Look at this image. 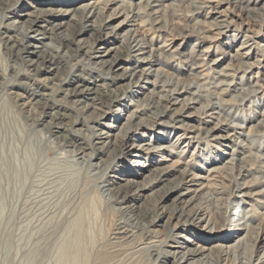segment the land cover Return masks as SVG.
I'll return each mask as SVG.
<instances>
[{
  "label": "rangeland",
  "instance_id": "rangeland-1",
  "mask_svg": "<svg viewBox=\"0 0 264 264\" xmlns=\"http://www.w3.org/2000/svg\"><path fill=\"white\" fill-rule=\"evenodd\" d=\"M55 1L58 2L54 3ZM89 1L91 0H54L53 3L49 4L39 0H19L12 9V14L10 11L8 12L11 20L9 18L3 19L0 15V264H29L27 257L32 249L37 254L34 264H56L59 254L57 239L52 238L50 241H43L41 236H48L50 225L59 221V218L61 220L68 214L72 217L76 215L77 201H80L83 196V200L89 201L90 204L86 221L89 252L86 258L77 261L75 264H137V261L139 264H155L156 257L151 251L138 250V248L143 247L141 244L146 241L148 236L145 231L141 233L140 227H134L131 220L136 216V211H142L145 206L155 205L158 207L159 201L161 202L159 203L160 211H169L178 205L174 199L175 195L165 199L162 203L160 199L162 191L159 192L161 190L159 183L149 187L150 189L142 190L139 193V198L129 201L130 207L127 209L117 210L108 204V196L105 192L98 191L96 186L105 172L111 184L116 188H121L124 192L136 190V186H128V179L137 180L140 183L138 185L147 183L148 178L139 174L134 165L133 161L137 158L130 155L126 156V154L123 155V158L116 159L108 170L99 172L84 190L82 187L85 186L86 181L84 182L83 174L81 176L79 174V166L77 167L72 161L71 152L58 145L52 128L44 127L50 118L46 116L44 122L42 121L43 125H41L42 123L30 124L26 115L29 114V111L32 112V107L23 108L16 105L18 100V98L17 100L14 99L16 93L28 96L29 91L27 90L30 89L23 83L25 80L23 76L14 77L12 81L4 78L14 72L11 67L13 60L6 52L3 38L5 33L14 34L6 27L8 22L16 20L25 23L24 20L31 18L30 14H38L36 9L46 10L61 7L74 9ZM128 1L134 5L136 10H140V16L132 17L130 15L131 18L128 19L131 20L127 24L124 23L115 27L114 29L118 34L110 37L109 43L103 45L102 50L118 47L121 49L119 55H124L126 45L122 43V40L132 32L130 30H136L142 38H145L144 40H147L148 45H151L150 50L155 48L154 53L157 57L171 58L165 60L164 64L156 65L153 68L165 70L164 75L158 78L160 82L157 90L160 93H167V91H161V86L169 84V79L174 77L175 79L172 81H176V85L168 87V89L175 87L182 89L190 86V82L193 86L192 91L198 93L196 96L200 101L193 99L192 102L191 100L189 102V112L197 114L193 119L187 118L189 125L195 126L192 133L196 135L197 133L194 132L199 127L210 128L220 122L227 128V131L220 133L233 134L236 139L244 144H236L233 141L230 147H225L208 138H193L189 145L184 142L185 140L176 141L179 134L183 133L184 130L170 126H158L152 130H147L146 135L140 137L141 140L133 142V144H145L149 140L154 141L158 138L161 143L169 141L175 147L171 152L153 151L151 154L145 153L141 160L146 161L148 165L152 164V168L163 167L171 163L172 159L178 158V154L183 152L181 157L183 160L185 159V162L190 163L191 172L206 178L208 177L207 168L209 170L213 166L226 167L221 170L223 172L216 173L215 178L211 180L212 183L217 181L215 184L221 185V182L227 181L224 178L230 179L238 173L239 166L234 165L235 168L231 170L228 168L230 164H227V160L232 156L231 153L234 152L236 156H245V161H242L245 163V177L243 179L250 180L255 179L258 175H264V157L259 156H264V120L258 124L261 119H264V0H240L238 4L229 0H203L205 3H202L203 1L197 3L198 0H160L159 3L165 6V10L160 12V18L166 25L165 31L161 34L150 30L151 16L148 14L144 1ZM1 4L2 0H0V6ZM118 5L119 3L113 5L116 10L110 8L106 11V15L112 14L113 10L117 13L113 23L115 25H118L128 15L124 14L126 12L121 10ZM246 6L250 9L249 12L244 9ZM213 7H216L217 11L212 10ZM45 13L42 12L44 15L40 25L37 26L39 29H42L41 25L48 26L50 24L48 27H51L52 24L60 23L62 19H65L66 22L72 21L68 15L64 17L49 16ZM214 21L225 22L226 26L220 31L216 30L215 27H211V25L215 26ZM51 41L46 40V42ZM245 42L247 44H244ZM244 45L248 47L245 49L242 47ZM239 51L243 53L249 51V54L243 57L242 62H236L231 58ZM113 55H116L115 50L109 58H112ZM98 56L102 57L93 58L92 61L95 63L91 62L90 66H96V63L107 55L102 52ZM216 60L217 63H214ZM136 66L139 69L142 68L139 63ZM227 67H233L232 74H219L224 68L225 71H230V69L226 70ZM65 72V68L62 66L57 71L42 73L39 84L43 85L39 89L42 90L47 85H52L57 80L56 76H61ZM13 75L15 74L13 73ZM153 79L154 76L151 77V80ZM142 85H145V88L138 90L140 92L138 95L141 98L150 95L151 90L154 89L150 83H145V80ZM36 86L38 85H34V87ZM163 88L167 89V86ZM128 96L130 97L125 100L123 106L109 113L110 119H106L105 123H112L119 128L125 126L126 117L137 108V105L134 104L138 103L136 101L138 97L133 96V94H128ZM212 102L217 103V113L215 116L206 119L201 109ZM92 111L89 113L92 114ZM70 112L72 116L75 113ZM144 115H146L145 112ZM99 128L106 129L104 126H99ZM243 149L244 155L240 154ZM104 159L103 164L107 165L109 160L105 156ZM44 161L50 162L51 167L42 165L40 167ZM31 170L32 174L30 173ZM148 173L147 171L145 174ZM177 175L178 172L175 171L171 179ZM262 184L260 183V186L264 187V182ZM77 189H79L78 193L83 191L78 199ZM222 195L220 196L223 197ZM220 196L218 195V198H221ZM225 196L227 197V194ZM247 202L249 203L240 202L239 205L243 213L252 216L250 221L254 227L253 235L255 237L249 238L248 247H246L243 255L245 257H248L252 252L264 250V218H261L263 215L260 217V214L264 212V203L260 204L254 200ZM204 206L207 215L214 214L212 207H208L207 204ZM167 214L170 215V212ZM254 215H256V219L253 217ZM165 218L161 220L163 222L150 226L151 236L156 237L155 239L164 238L168 235L169 230L178 223V219L173 218L168 224H165ZM217 220L220 219L217 218ZM123 225L132 229L133 234L115 236L114 233L118 232L119 227ZM212 227H214V222L210 224L209 229ZM190 228L193 234L182 232L190 240H185V245L194 247L193 243H196L208 248L209 245L205 244L204 238L201 236L210 235L209 229H204L203 225L190 226ZM176 230L177 232L180 231ZM195 231H198L201 236L195 237ZM232 232L231 229L225 228L221 234L224 238L235 234ZM113 237L116 238L111 239ZM221 239L215 243L229 244ZM30 240L32 243L36 242L34 246ZM176 246L170 242L164 246V249H174L179 252L186 250ZM217 247L220 246L215 248ZM205 251H210V249ZM242 251L243 249L239 253ZM211 255L210 261H217L219 264L225 262V256L219 255L218 251L215 250ZM164 257H166L165 252H160L161 261L166 260L172 264L171 257ZM195 259H200V263L204 261L201 256H196L190 261L193 262Z\"/></svg>",
  "mask_w": 264,
  "mask_h": 264
},
{
  "label": "bare ground",
  "instance_id": "bare-ground-1",
  "mask_svg": "<svg viewBox=\"0 0 264 264\" xmlns=\"http://www.w3.org/2000/svg\"><path fill=\"white\" fill-rule=\"evenodd\" d=\"M18 1L2 0L0 15L3 19H10L8 12L10 11L12 14L11 11ZM39 1L49 4L54 2V0ZM143 1L147 7L148 14L151 16L150 30L161 34L166 29L163 19L160 18V12L165 10V6L159 3L160 0ZM202 1L198 0L197 3ZM205 1L202 3H205ZM229 1L236 4L240 3V0ZM56 2L58 1L54 3ZM117 3H119L120 9L126 12L124 14L128 15L118 25H115L113 23L116 20L117 13L114 12L116 9L113 8V5ZM216 7H213L212 10L217 11ZM247 7H244V9L249 12L250 9ZM110 8L115 10H113L112 14L106 15V11ZM36 10L38 14H30L31 18L24 20L25 23L13 20L6 24V27L14 33H5L3 38L7 49L6 52L13 60L11 67L15 75L11 73L4 78L12 81L14 77L23 76V79L27 80H24L23 83L27 85V88H30L27 90L29 91L28 96L16 93V97H14L16 100L18 98L16 105L23 108L32 107V112L30 113L29 111V114L26 115L27 120H30V124H41L46 116L50 118V121L44 127L52 128L58 145L65 149L67 148V151L71 152L72 161L77 167L79 166V174L80 176L83 174L84 182L86 181L85 186L83 185L82 188L86 190L85 187L88 183L95 179L99 172L108 170L116 159L123 158L124 154L126 156L130 155L137 158L133 161L134 165L137 167L139 174L148 178L147 183L138 185L140 183L137 180L128 179V186H136V190L124 192L121 188H116L111 184L105 172L96 186L98 191L106 193L108 196L107 203L117 210L130 207L128 205L130 200H136L142 190L150 189L149 187L157 183L161 186L159 192L162 191L160 195L162 203L165 199L175 195L174 199L178 205L171 210L160 211L159 203L161 202L159 201L158 207L155 205L151 207L145 206L142 211H136V216L131 220L134 227H140L141 233L145 231L148 236L146 241L141 244L143 247L138 248V250L151 251L156 257L155 264H169L166 260L161 261L160 252H165L166 257H171L172 264H188V261L196 258V256H201L204 261L200 263V259H195L193 262L190 261L189 264H219L217 261H210L211 253L215 250L218 251L219 255L225 256L223 264H264V250L252 252L248 257L243 256L246 247H248L249 238H254L255 236L253 235L254 227L250 221L252 216L243 213L239 204L243 201L249 203L247 202L249 200H254L260 204L264 203V187L260 186V183L264 182V175H258L255 179L250 180L243 179L245 177V163L242 161H245V156L239 157L234 152L231 153L232 156L227 160V164H230L228 168L232 170L235 168L234 165L239 166L238 173L230 179L224 178L227 181L221 182V185H216L217 181L212 183L211 180L215 178L216 173H220L226 167L213 166L209 170L207 168L208 177L206 178L191 172L190 163L185 162V159L183 160L181 157L183 155L182 152L178 154V158L172 159L173 161L168 165L152 168V164L148 165L146 161L141 160V158H144V154H151L153 151L171 152L175 147L174 144L169 141L161 143L158 138L154 141L149 140L145 144H133V142L141 140L140 137L146 135L147 130H152L158 126H170L184 130L177 137L176 141L178 142L185 140L184 142L189 144L193 138H208L221 143L225 147H230L233 141L236 144L244 145L233 134L220 133L227 129L220 122L210 128L199 127L194 132L197 133L196 135L192 133L195 126L189 125L187 118L193 119L197 116L196 113L189 112L190 100L191 102L193 99L194 101H200L196 96L197 92L192 91L193 86L190 82V86L182 89L177 87L168 89V87L176 85V81H172L175 78H171V76L169 84L161 86V91H167V93H160L157 90L160 82L158 78L164 75L165 70L153 68L171 58L157 57L154 53L155 48L153 47L154 49L150 50L151 45H148L147 40H144L145 38H142L136 30H130L132 32L122 40V43L126 45L124 55H119L121 49L118 47L116 49L104 48L105 50H102V46L109 43L110 37L118 34L114 28L124 23L127 24L131 20L128 19L130 15L132 17L140 16V10H136L134 5L128 0H91L88 3L78 5L74 9H63L61 7L58 9ZM42 12H46L45 14L49 16L59 15L64 17L68 15L72 21L66 22L65 19H62L60 23L52 24L51 27H48L50 24L48 26L41 25L42 29H39L37 26L40 25L43 18L44 14ZM15 19L17 18L15 17ZM214 22L215 26L211 25V27H215L216 30L220 31L226 26L225 22ZM48 39L52 40V43L46 42ZM244 44H247V42ZM242 47L246 49L248 46L244 45ZM114 50L116 55L109 58ZM248 50L250 51L251 48ZM249 51L245 53L239 51L231 58L236 62H242L243 57L248 55ZM102 52L107 56L98 62L96 61V66H90L91 62L95 63V61H92L93 58L102 57L98 56ZM137 63L142 68L139 69L136 66ZM214 63H217V60ZM62 66L65 68V74L56 76L57 80L52 85L49 84L46 88L39 89L43 85L39 84L42 73L57 71ZM66 67L68 68L67 70ZM224 69L219 74H232L231 70L233 67H227L226 70L230 69V71H225ZM152 76H154L153 80H151ZM144 80L145 83H150L154 89L151 90L150 95H145L143 97L144 100H142L143 98L138 95L140 93L138 90L145 88V85H142ZM34 85L38 86L34 87ZM257 85L260 86V84ZM166 86L167 89H164L163 87ZM128 94L138 97L137 100L135 99L136 97L134 98L138 103L135 102L136 104L134 105H137V108L126 117L125 126L119 128L112 123H105L106 119H110V112L125 104V100L130 97ZM190 95L192 97H189ZM69 110L75 112L73 116ZM91 110H93L92 114L89 113ZM201 111L205 115L204 118H211L217 113V103H209ZM144 112L146 115H144ZM262 120L264 119H261L258 124L262 123ZM99 126H104L106 129L99 128ZM240 154H245L244 149ZM104 156L109 160L107 165L103 164ZM41 165L51 167L48 161L42 162L40 167ZM147 171L149 173L145 174ZM175 171L178 172V175L171 179ZM30 173L32 174V170ZM78 190L77 199L83 194V191L78 193ZM222 194H227V197ZM218 195L223 197L220 196L221 198H218ZM83 197H81L80 201H77L76 215L72 217L68 214L61 220L59 218V221L50 225L48 236H41L43 241H50L52 238L57 239L59 243L57 251L59 254L56 264H75L88 255L86 221L90 204L89 201L83 200ZM205 204L208 207H212L214 210L213 215H207ZM167 212H170V215ZM256 215L253 216L255 219ZM166 216L167 218H165ZM248 217L250 218L248 219ZM260 217L264 218V212L260 214ZM164 218L166 219L164 220L165 224H168L173 218L178 219V223L169 230L168 235L164 238L155 239L156 237L151 236L150 226L163 222L161 220ZM217 218L220 220H217ZM212 222H214V227L209 229ZM195 225H203L204 229H209L211 232L210 235L204 237L198 231L194 233L195 237L201 236L204 238L205 244L209 245L208 248L193 242L194 247L185 245V240H190L182 232L193 234L190 231V226ZM225 228L231 229L232 233L235 234L223 238L221 232ZM176 229L180 231L177 232ZM89 234L91 233L89 232ZM114 234L115 236L133 234V230L127 225H123ZM114 238L116 237L111 239ZM220 239L229 244L221 245L215 243L216 241L219 242ZM170 242L177 245L176 247L186 250L179 252L174 249H164V246ZM216 246L220 247L215 248ZM209 249L210 251H205ZM241 249L243 251L239 253ZM28 257L29 264H34L37 258L35 250H30ZM137 264H139L138 261Z\"/></svg>",
  "mask_w": 264,
  "mask_h": 264
}]
</instances>
